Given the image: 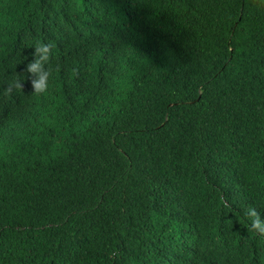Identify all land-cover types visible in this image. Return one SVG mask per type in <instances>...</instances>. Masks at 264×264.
I'll return each mask as SVG.
<instances>
[{
	"label": "trees",
	"instance_id": "obj_1",
	"mask_svg": "<svg viewBox=\"0 0 264 264\" xmlns=\"http://www.w3.org/2000/svg\"><path fill=\"white\" fill-rule=\"evenodd\" d=\"M0 18V264H264V0Z\"/></svg>",
	"mask_w": 264,
	"mask_h": 264
},
{
	"label": "clouds",
	"instance_id": "obj_2",
	"mask_svg": "<svg viewBox=\"0 0 264 264\" xmlns=\"http://www.w3.org/2000/svg\"><path fill=\"white\" fill-rule=\"evenodd\" d=\"M4 31V24L2 19L0 18V45L2 46V34ZM52 42H48V43H44L41 41H36L35 42V52H36V56L34 61L29 62V64L27 65V69L28 71H34L37 70L41 60H47L48 56H49V49L52 47ZM48 77V72H44L42 73L38 79H34L32 81L33 83V91L36 94H40L46 91V89L49 86V80L47 79ZM14 83L16 84V86L18 88H21L22 85H20L18 83V81H14ZM8 91H11V87L8 89ZM249 213L250 216L253 217L252 219V225L251 227L253 229H261L264 230V222H262L259 219L258 213H256L255 209H249Z\"/></svg>",
	"mask_w": 264,
	"mask_h": 264
}]
</instances>
